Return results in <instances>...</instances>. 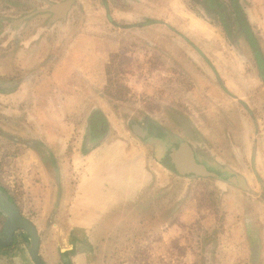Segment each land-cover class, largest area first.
<instances>
[{
	"label": "crops",
	"instance_id": "1",
	"mask_svg": "<svg viewBox=\"0 0 264 264\" xmlns=\"http://www.w3.org/2000/svg\"><path fill=\"white\" fill-rule=\"evenodd\" d=\"M80 1L23 0L7 10L9 68L0 74V99L7 98L10 122L25 127L9 137L26 148L22 160L31 159L41 180L9 191L0 186L36 226L42 261L129 264L127 258L137 257L140 264L160 257L162 245L194 224L200 226L192 237L198 242L203 226L196 217L202 213L189 183L203 179L214 181L220 194L214 221L228 242L216 247L217 264H264V125L251 98L258 83L264 87L259 66L255 74L240 72L247 66L240 45L228 41L206 6L202 12L184 7L167 13L173 0H84L105 22L76 26ZM244 1L251 30L264 32V0ZM163 38L171 60L157 46ZM144 45H152V52ZM118 56L132 68L125 77L128 88L142 90L143 73L153 80L154 93L162 82L178 79L174 86L184 90V102L176 105L195 114L181 127L183 136L161 124L151 138L148 124L132 125L137 140L110 135L114 117L107 113L115 111L107 89ZM151 61L160 67L151 69ZM202 65L215 72H199ZM18 114L24 121L10 119ZM28 116L40 130L32 131ZM175 146L188 151L196 169L180 172L162 159L159 152H175ZM178 184L185 187L182 200L176 198ZM212 190L205 188L207 194ZM18 237L11 248H0V264H35L28 236Z\"/></svg>",
	"mask_w": 264,
	"mask_h": 264
},
{
	"label": "rangeland",
	"instance_id": "2",
	"mask_svg": "<svg viewBox=\"0 0 264 264\" xmlns=\"http://www.w3.org/2000/svg\"><path fill=\"white\" fill-rule=\"evenodd\" d=\"M23 0H0V74L7 72L9 68V52L10 48L8 47V41L9 38V31H8V24L9 22V16H8V9L12 8L13 6L20 5ZM151 1V0H150ZM82 2L81 8L76 13V18L74 25L76 26H83L88 25L89 23H95L97 25H103L104 20L100 18V16L92 15L88 9V7L85 5L84 0L80 1ZM161 2H164L161 0ZM172 2V4H171ZM247 2V1H246ZM152 3V2H151ZM159 3V2H157ZM220 3V4H219ZM207 4L209 7H211V12L207 11V15L210 19L215 21L223 30L225 35L228 37V41L236 42L238 45H240V53L246 58L245 62L247 66H244L243 64L240 67V72L243 73L244 71H247L246 73L255 74V71H257V67L259 66L254 52L251 51V48L249 47V44L247 40L245 39V36L243 32H240L241 27L237 21V16L234 12V9L232 7V3L230 0H173V1H167V13L170 9V12H175L178 9H182L184 7L193 9V11H204L203 8ZM242 7L246 12L245 15H247L248 7L245 1L241 2ZM84 6V8H83ZM173 6V7H172ZM81 10V11H80ZM226 13L228 17L226 19H222L221 14ZM95 17V18H94ZM246 17V16H245ZM247 19V17H246ZM225 22L230 23L228 28L224 27ZM39 21L37 20V24ZM228 31V32H227ZM253 34L256 37L258 46L261 50V53L264 57V32H256L254 29H252ZM164 35H166L164 32H161ZM184 40V39H183ZM167 39H162L160 44H157L159 47L160 52L164 55L165 52H167V60H171L169 50L167 51L166 48H168L169 43L167 42ZM182 39H179L177 42H181ZM152 46V45H151ZM151 46L144 45L142 49H148V51L151 50ZM156 46V47H157ZM151 47V48H150ZM157 47V48H158ZM150 49V50H149ZM188 51V49H187ZM190 51V50H189ZM152 52V51H150ZM194 52V50H192ZM123 56V55H122ZM170 57V58H169ZM188 57V56H187ZM184 58V59H187ZM152 58V57H151ZM189 58V57H188ZM122 57L118 56L113 59V62L111 64V73H110V80H109V87L107 89L108 96L110 99H113L114 103V111L111 113H107V115L114 117V122H112L111 129V136L115 137H127L130 136L134 139H139L138 134H134L131 127L132 125L136 126L138 124L146 125L148 124L150 126L149 129H152V124H156L160 126H164L167 128V130H170L173 134H176L178 136H183L184 131L181 129V127H184V125L189 122L187 121L189 119V116H193L195 114L188 113L184 107L179 106L177 107V103L184 102V95L182 89H178V85L174 86V83L178 80H173V78H176L175 76L170 77V81L162 82L161 88H157V92L154 93L153 91V85L154 82L152 79H147L146 73H143L144 80L141 81V89L137 90L136 88H128V82L126 81V76L128 73V68L132 69L131 66L128 65H122ZM152 60V59H151ZM123 61H127L126 58H124ZM142 61H140V64ZM152 62V66L150 65V68H159L160 66L157 65V61ZM143 65H141L142 67ZM165 68H168V66H163ZM200 67V66H199ZM151 68V69H152ZM170 68L173 70L174 67L170 65ZM146 69V67H145ZM148 69V67H147ZM127 70V71H126ZM198 70V69H197ZM199 72L201 73H210L215 72L212 68L209 67H200ZM149 72V71H147ZM176 72V70H174ZM187 73V72H186ZM190 73V72H189ZM182 76V73H180ZM129 75V73H128ZM178 75V73H176ZM176 85V84H175ZM248 88V86L245 87V89ZM256 91L252 90L251 94H254L257 96L251 97L255 100V103L252 105L254 107V114L256 115V118L258 121H260L259 124L262 126L264 125V87L260 83L257 84ZM153 93V96H152ZM148 94V95H147ZM156 97H155V96ZM152 96V97H151ZM109 99V100H110ZM111 101V100H110ZM6 102V103H5ZM184 104V103H183ZM184 106V105H183ZM161 110V111H159ZM21 115L18 114L15 118L13 115V118L10 119H20ZM27 121H29L30 125H32L33 129L32 131L35 133L36 129L40 130V127L38 126V121L34 118V116H28ZM22 121H24V118H21ZM83 121V119H82ZM82 124V123H81ZM118 125V127L116 126ZM127 125V126H126ZM125 126L129 132H125L124 128ZM25 127L22 125V123L19 120H13L10 122L9 116H8V106H7V98L6 99H0V185L8 190V188H14V186L18 187L19 185L23 186H30V185H36V183L40 184V173L38 171L31 170V159H25L26 161H23L22 159L26 156V148L22 145H16L14 143V140L11 139L9 136L10 134H14V132H23L25 131ZM125 128V129H126ZM264 131V127H263ZM162 133V132H161ZM31 131H26V135H31ZM180 134V135H179ZM150 136V135H149ZM70 148L73 147V145H69ZM155 146L154 144H150L148 146V149L150 150V155H154L155 152ZM42 150H40L41 152ZM14 154V155H11ZM168 160V159H167ZM168 163L169 160L167 161ZM24 181V183H23ZM206 181V182H205ZM205 183H207L205 187ZM191 188L193 190V200L196 201L194 203H197L199 206V211L202 213L201 218H203L205 224L203 225L201 223V218H198L196 221L200 222V225L203 226L200 232L199 241L196 242L193 240V236L198 235L197 233L200 230L199 225H192L190 228L186 230H178L176 234V239L172 240L171 242H168L167 244L162 245L161 252L162 255L160 257H146L142 259L145 263L139 262L140 264H217L218 261L216 258V247H222L223 245H227L228 242L225 241L226 236L225 232H223V229L220 227L218 228V223L214 221L216 208L214 206L217 205V203L220 200V194L218 193L217 188L214 186L215 182L211 180H203L201 179L199 182L196 179V181H192ZM23 186H20L19 188H22ZM179 188L177 189L176 198L177 200H182L185 187L183 185L181 186L178 184ZM8 187V188H7ZM205 188H213L211 193H206ZM9 191V190H8ZM213 193V195H212ZM212 198V199H211ZM214 203V204H213ZM215 209V210H214ZM39 211V210H37ZM40 212V211H39ZM195 216V215H194ZM207 224V226H205ZM199 226V227H198ZM226 229H224L225 231ZM220 233L224 234V239H221L219 236ZM179 234V235H178ZM188 237V239L185 241V239H181L182 237ZM196 240V239H195ZM202 242V243H200ZM215 248V249H214ZM167 251H170V254H167ZM228 252V251H227ZM228 254V253H227ZM125 261V258H123ZM117 262L121 260V258H116ZM126 260L129 261V264H135L137 261V257L127 258ZM249 264V263H247Z\"/></svg>",
	"mask_w": 264,
	"mask_h": 264
},
{
	"label": "water",
	"instance_id": "3",
	"mask_svg": "<svg viewBox=\"0 0 264 264\" xmlns=\"http://www.w3.org/2000/svg\"><path fill=\"white\" fill-rule=\"evenodd\" d=\"M140 132L139 130H137ZM143 135L142 132H140ZM175 154H179L178 152H174ZM189 165L192 168L196 169V164L189 157ZM179 165V164H178ZM178 170L181 172L182 170L178 167ZM198 173H201L200 170H197ZM0 214H2L6 218V222L4 224V231L8 237V241L13 240L14 233L16 231H23L28 235L29 238V248L28 252L35 264H45L39 255L40 249V236L36 226L26 217H24L17 206L9 199L8 195L0 191ZM0 245L7 246L5 242L0 238Z\"/></svg>",
	"mask_w": 264,
	"mask_h": 264
},
{
	"label": "flooded vegetation",
	"instance_id": "4",
	"mask_svg": "<svg viewBox=\"0 0 264 264\" xmlns=\"http://www.w3.org/2000/svg\"><path fill=\"white\" fill-rule=\"evenodd\" d=\"M146 131L147 132H150L151 133V136H153L154 133L157 132L154 129L153 130H150L148 127H146ZM151 136H149V137L151 138ZM164 139H166V141L168 143L171 141L170 142L171 143V146L173 145L172 140H170L168 137H165ZM149 142L151 144V140H149ZM176 148H177L176 152H178L179 154H176L175 156L173 155V153H174V148L173 147L170 148V151H168L169 148H165V150L164 151L161 150V152H159V154L162 157V159H164L166 161L169 160L170 164H172L175 169H178V167H180L181 170H192V166L189 165L190 163H189V160H188V157H190V155L186 156L187 153H188V151L187 150H180V146L179 147H176ZM0 191H2L3 193H5L6 195H8L3 190V188L1 186H0ZM8 197L15 204V202L10 198V196H8ZM17 208H18V206H17ZM19 211H20V209H19ZM21 214H22V212H21ZM5 222H6V218L2 214H0V238L3 240V242H5V244L7 245V247H9V246L12 247V246H14L16 244V241L19 238L18 235H22L23 234V235L28 236L23 231H16L14 233L13 240L9 242L8 241V237H7V235L5 234V231H4V224H5Z\"/></svg>",
	"mask_w": 264,
	"mask_h": 264
},
{
	"label": "trees",
	"instance_id": "5",
	"mask_svg": "<svg viewBox=\"0 0 264 264\" xmlns=\"http://www.w3.org/2000/svg\"><path fill=\"white\" fill-rule=\"evenodd\" d=\"M217 1V0H216ZM230 2L232 3V7L234 9V12L237 13L236 16H237V21L241 27V30L240 32H243L244 36H245V39L248 41V43L251 45V47L253 48V51L255 53V56L256 58L258 59V63H259V69H260V72H261V75L262 77L264 78V59H263V55L261 54V51L259 49V46H258V43H257V40H256V37L255 35L253 34L251 28H250V25L248 24L247 20H246V17H245V14L243 12V9L242 7L239 5L238 3V0H230ZM220 4V3H219ZM205 6L207 7V9L211 12V7H209L207 4H205ZM221 17L222 19H226L228 17V15H226V13H223L221 14ZM151 23L150 20H147L145 22V24H149ZM230 23H227L225 22L224 24V27L225 28H228ZM228 32V31H227ZM153 128L150 129V130H156L158 132V130L160 129H157L158 126L156 124H152L151 125ZM150 128V127H148ZM151 136V133H148V136ZM152 137V136H151ZM225 179V178H224ZM0 248L1 249H9L11 248V246L7 247V246H1L0 245Z\"/></svg>",
	"mask_w": 264,
	"mask_h": 264
}]
</instances>
